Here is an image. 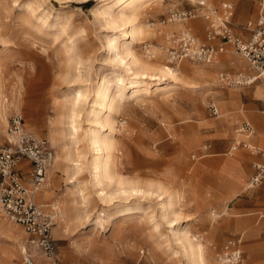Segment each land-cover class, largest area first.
<instances>
[{"label":"rangeland","instance_id":"rangeland-1","mask_svg":"<svg viewBox=\"0 0 264 264\" xmlns=\"http://www.w3.org/2000/svg\"><path fill=\"white\" fill-rule=\"evenodd\" d=\"M186 4L187 0H150L136 11L134 23L141 34L137 40H131L120 36L129 31V25L114 30L105 22L101 0H0V100L6 107L0 112V141L6 139L10 115L20 112L24 127L50 142L55 157L48 181L41 189V194L45 190L44 197L41 195L39 202L51 203L60 211L61 217H56L52 229L53 238L59 244L60 232L54 231L58 228L77 241L83 258L79 264H112V260L124 264H186L171 231L160 217L155 196L121 194L114 183L105 186L107 196H99L100 189L90 177L88 164L92 152L86 142L87 131L108 135L114 148L113 164L123 181H136V186L150 189L161 185L169 194L177 193L182 218L175 233L186 232L201 246L204 264H220L217 254L229 237L222 232V212L209 207L203 216L186 196L190 179L196 175L198 158L209 151H203L205 142H202L198 149L185 153L183 162L174 155L179 151L180 140L185 141L187 134L196 130L198 122L214 117L207 106L215 101L213 95L217 88L242 90L261 83L257 80L235 87L220 85L219 71L246 77L254 74L231 46L212 65L188 60L171 63L166 59L165 49L172 32L188 23L204 26L203 18L187 23H161L169 8ZM108 7L111 14L118 9ZM153 32L156 38L151 37ZM116 35L118 52L125 44L140 60L157 61L177 69L180 81L164 82L169 85L163 91H155L152 83L150 93L132 95L130 76L114 61L116 52L109 53L107 49V41ZM146 43H153L155 58L145 57ZM207 69L211 70L210 76L200 81ZM198 74L202 75L197 77ZM117 76L124 80L123 100L112 114L104 110L95 119L90 111H99V108L92 103V91L105 77L111 81L109 91L113 92L121 86ZM76 93L82 98L77 103L76 132H73L68 116ZM243 100H249L248 96ZM262 106L264 102L258 107ZM221 113L220 109L218 115ZM108 115L111 116L109 123ZM242 121L248 120L244 117L238 120L232 136L249 142L235 131ZM240 150L233 154L237 156ZM243 150L253 151L251 147ZM75 163L79 165L78 172ZM124 187L128 190L132 185ZM262 226L264 230V223ZM19 245L33 257H45L30 247L20 225L0 213V257L10 260L21 257L22 263L25 255L19 254Z\"/></svg>","mask_w":264,"mask_h":264},{"label":"built area","instance_id":"built-area-1","mask_svg":"<svg viewBox=\"0 0 264 264\" xmlns=\"http://www.w3.org/2000/svg\"><path fill=\"white\" fill-rule=\"evenodd\" d=\"M190 7L169 8L161 23L186 22L200 14L207 17L203 34H195L190 27L184 26L169 35L165 49L167 60L177 63L188 60L197 63L211 62L220 53L231 46L242 56L253 71V76L233 75L220 71L217 79L220 85L235 87L259 81L264 86V0H256L258 11L253 21L248 22L250 36L241 39L230 27L232 3L221 0L217 7H212L203 0H187ZM149 49L146 52L150 55ZM152 56V54H151ZM212 116H218L219 109L214 101L208 103ZM264 112V106L260 109ZM235 131L247 140L255 132L248 121H242ZM7 137L0 141V213L9 221L19 224L27 233L30 247L41 252L53 264H62L58 258L52 229L58 216L51 203L36 200V194L46 183L48 170L54 161V150L45 137L38 136L24 127L20 112H14L8 119ZM250 148L243 139L234 140L229 149L233 154L239 148ZM254 152L264 157V150L251 147ZM29 161V168L24 171L21 162ZM253 172L246 181V188L251 189L264 184V163L254 162ZM241 238L226 239L217 254L220 264H246L240 248ZM24 264H36L32 254L26 253Z\"/></svg>","mask_w":264,"mask_h":264},{"label":"crops","instance_id":"crops-1","mask_svg":"<svg viewBox=\"0 0 264 264\" xmlns=\"http://www.w3.org/2000/svg\"><path fill=\"white\" fill-rule=\"evenodd\" d=\"M203 1L212 7H217L221 0L217 3ZM226 1L231 2L233 8L230 20L232 32L241 39H247L250 36L248 22L254 20L258 11L256 0H236L235 3L232 0ZM184 7H190V3L187 1L186 6H181V8ZM196 18H203L204 25L207 22V17L200 14ZM185 26L190 27L197 35L203 34L204 26L201 28L200 25L193 23H188ZM224 52L220 53L213 61L200 64L212 65L217 63ZM225 60H229V58ZM230 63L232 64V62ZM233 66L237 67V65ZM210 71L204 70L200 81L210 76ZM213 96L215 97L214 102L219 104H216L218 109L222 110L221 115L198 122L196 130L189 132L190 135L187 134L186 137L188 138L185 141L180 140L179 151L174 155L178 161L183 162L185 161V153L189 149H198L202 142H205L202 143L203 151H209L198 158L200 161L196 163V175L190 179L186 196L196 212L202 213L203 216L209 207H215L222 212L221 216L224 218L222 232L229 235L226 239L241 238L240 248H242L243 260L246 264H264L247 261H264V230L262 226L264 220H260L264 218V184L251 189L243 188L244 183L253 172V163H264V157L254 151L249 153L243 150L245 147L239 148L241 150L237 156L228 152L235 140L232 136L233 127L243 117L255 129L252 137L248 139L249 143L260 150H264V112L258 107L264 102L263 85H255L242 90L217 88ZM247 96L249 100H243V97ZM29 164L27 159L22 160L21 166L24 171H27ZM41 195L40 192L36 194L38 202L42 201L39 199ZM54 231L56 234L60 232L59 244L54 239L58 248V260L62 264H79L83 259L80 255L79 243L71 239L70 235L65 234L61 229L55 228ZM232 234L241 235L232 236ZM24 249L22 245L17 247L21 256ZM243 249L245 250L243 251ZM21 260V257L14 260L0 257L1 264H24V262L21 263ZM34 260L36 264H53L51 259L39 255H35ZM112 264L124 263L112 260Z\"/></svg>","mask_w":264,"mask_h":264},{"label":"bare ground","instance_id":"bare-ground-1","mask_svg":"<svg viewBox=\"0 0 264 264\" xmlns=\"http://www.w3.org/2000/svg\"><path fill=\"white\" fill-rule=\"evenodd\" d=\"M149 1L150 0H101L103 4L101 14L105 17V22L114 30H117L123 25H129V31L122 32L120 36H128L131 40H137L140 37L141 29L134 23L136 11L140 7L146 5ZM109 5L117 6L118 9L114 14L110 13L111 7L109 8ZM196 17L197 15L194 18L189 19L188 21L193 20ZM149 26H151V24ZM151 37L156 38V33L153 32ZM152 45L153 43L145 44V50L147 47H151V50H148V52L150 51V55L148 53L145 55V57H147V60L155 58L152 51ZM118 46V35L113 38H110L107 41L108 52H116L114 53V61H116L117 65L123 66L125 72L130 76V90L131 94L135 95V97L140 96L141 94L150 93L152 83L155 86V91H163L169 85L168 83L171 82L177 84V82L180 81V76L177 72V69L161 65L157 61L154 63H150L148 61L146 62L140 60L131 51H129L128 47H126L125 44L121 45L122 50L118 52ZM127 59H129L130 62H127ZM201 75L202 74H198L197 77H200ZM251 76L253 75H250V77ZM116 81L121 86L117 87V89L113 92L109 91L111 81L105 77L101 78V80L97 84L96 89L92 91V103L94 106H97L99 108V111H96L95 109H92L90 111V113L94 115L95 119H97L98 114L104 110H108V112L112 114L113 111L120 105L121 101L123 100V93L125 90V86L123 85L124 80L121 77L117 76ZM166 81L168 82L167 84L164 83ZM76 94L77 95L75 99H73L71 103V109L68 116L73 132H76V127L74 125L75 118L77 115V103L82 98L79 93ZM10 103L15 104L14 102ZM4 108L6 107L0 100V112ZM110 118L111 116L108 115V123L110 121ZM112 128L113 125L110 124L111 130L109 131V133L111 132V134L113 132ZM86 142L88 148L92 152L91 159L88 164L90 170V177L95 187H99L100 189L99 196H107V193L105 192V186L107 187L108 184L110 185L113 183L118 188H120L117 191L121 194H128L129 196L142 195L144 197L149 195L155 196V198L159 201L158 207L160 217L165 222L167 229L171 231L176 245L182 251L186 264H204L202 259L203 250L201 246L199 244H196L186 232H182L179 235L175 233V227L182 218L181 212L178 210V205L180 204L178 202V195H172L171 193L169 194L168 190L165 187H162L161 185L153 186V189H150L136 186V181H123L122 177L117 173V170H115L112 155L114 148L107 134L98 135L94 131H87ZM249 144L251 147H254L251 143ZM52 165L50 166L49 170L51 169ZM74 166L77 167L79 165L75 163ZM76 170L77 172L79 171L78 167L76 168ZM46 181H48V177ZM126 184L132 185V187L128 188L127 190L124 187L126 186ZM44 194L45 190L42 194L43 197ZM54 208H56L58 216L61 217V213L58 208L56 206H54ZM26 253L27 252L24 249L22 255L24 256Z\"/></svg>","mask_w":264,"mask_h":264}]
</instances>
